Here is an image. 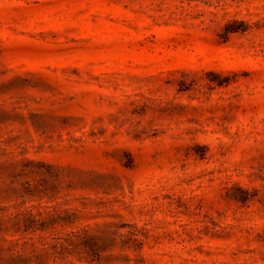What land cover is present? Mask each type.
<instances>
[{
	"label": "rangeland",
	"instance_id": "374dc122",
	"mask_svg": "<svg viewBox=\"0 0 264 264\" xmlns=\"http://www.w3.org/2000/svg\"><path fill=\"white\" fill-rule=\"evenodd\" d=\"M0 264H264V0H0Z\"/></svg>",
	"mask_w": 264,
	"mask_h": 264
}]
</instances>
